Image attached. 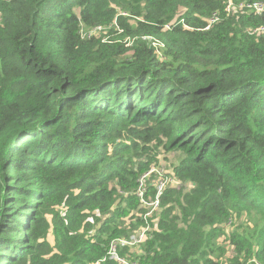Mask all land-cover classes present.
Returning <instances> with one entry per match:
<instances>
[{"label":"trees","instance_id":"1","mask_svg":"<svg viewBox=\"0 0 264 264\" xmlns=\"http://www.w3.org/2000/svg\"><path fill=\"white\" fill-rule=\"evenodd\" d=\"M229 1L264 2L0 0V264H122L161 152L119 255L264 264V12Z\"/></svg>","mask_w":264,"mask_h":264},{"label":"built area","instance_id":"2","mask_svg":"<svg viewBox=\"0 0 264 264\" xmlns=\"http://www.w3.org/2000/svg\"><path fill=\"white\" fill-rule=\"evenodd\" d=\"M237 9H239L240 11L250 10V11H253L255 13L260 14V13L264 12V2L256 1L253 3L239 4V5L235 6L232 4V2L229 1L226 8H225V10L228 14L236 11ZM218 19H219L218 15L216 13H213L212 16L208 19V24L206 25L205 28L206 29L209 28V26L212 23H215ZM105 29H106V27L98 26V27L91 29L87 33L84 32L83 35L89 36L92 33L98 34V33H100V31L105 30ZM252 33L264 34V25L260 26L256 29H253ZM105 38L106 37H104V39ZM153 44L155 46H158L157 42H154ZM159 45H162V44L160 43ZM156 52L161 56V53H160L158 48H156ZM152 167H154V166H151L148 169V171H146L143 175H141L138 178V180H137L138 185H137V189L135 192L136 197L138 198V208L145 209V212L142 215V218H144V220H145L144 226L141 229H139L138 231H136L134 234L130 235L128 238H116V239H114L110 243L109 248H108V254L110 255V257L114 258L115 260H117L118 262H120L122 264H133V263H130L126 258L119 255L118 250H117L118 247L129 246L128 249H133L135 246H138V244L142 240H144L145 238L148 237L149 231L151 230V227H150L148 220H149V218H151V216L154 214V212L157 211L160 207L159 195H160L161 191L169 185H172L175 187L178 186L175 179L172 176H165V177H168L169 179L165 182H160L157 187L155 186L156 192H155L154 197L152 198L150 195L147 194V192H148L147 191V183L144 186L142 185V177L146 174L151 175L152 173H159L162 175V173H163V172L156 170V169L151 170Z\"/></svg>","mask_w":264,"mask_h":264},{"label":"rangeland","instance_id":"3","mask_svg":"<svg viewBox=\"0 0 264 264\" xmlns=\"http://www.w3.org/2000/svg\"><path fill=\"white\" fill-rule=\"evenodd\" d=\"M100 33H106V29L105 30H102L100 31ZM106 37V36H104ZM107 38V37H106ZM165 155L164 152H161L160 154H158L157 156L159 157V162L158 163H155V165H151V166H154L152 167L151 170L153 169H156V170H159L162 173L159 174V173H152L151 175L150 174H146L142 177V185L144 186L147 182H150L151 184H154V186H158L160 182H165L167 181L169 178L168 177H165V176H172L171 174H169L168 172L171 171V166L169 165L168 162H166V160H164L162 157ZM177 154L176 153H170L169 156H167L166 159L170 160L172 163L176 162L177 159H178V156H176ZM176 156V157H175ZM150 166V167H151ZM149 167V168H150ZM153 176V177H151ZM173 177V176H172ZM174 178V177H173ZM138 180V179H137ZM176 181V180H175ZM177 183V182H176ZM137 185H138V182H137ZM178 185V184H177ZM137 189V188H136ZM51 238V236H50Z\"/></svg>","mask_w":264,"mask_h":264},{"label":"crops","instance_id":"4","mask_svg":"<svg viewBox=\"0 0 264 264\" xmlns=\"http://www.w3.org/2000/svg\"><path fill=\"white\" fill-rule=\"evenodd\" d=\"M136 247H137V246H135L134 248H136ZM134 248H133V249H134Z\"/></svg>","mask_w":264,"mask_h":264}]
</instances>
